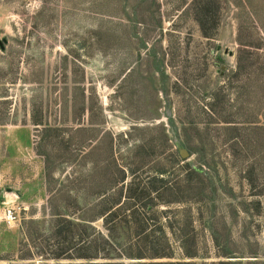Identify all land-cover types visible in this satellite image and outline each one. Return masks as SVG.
<instances>
[{
    "label": "rangeland",
    "instance_id": "374dc122",
    "mask_svg": "<svg viewBox=\"0 0 264 264\" xmlns=\"http://www.w3.org/2000/svg\"><path fill=\"white\" fill-rule=\"evenodd\" d=\"M187 145L189 223L156 191ZM56 213L72 255L264 264V0H0V263H51Z\"/></svg>",
    "mask_w": 264,
    "mask_h": 264
},
{
    "label": "trees",
    "instance_id": "16d2710c",
    "mask_svg": "<svg viewBox=\"0 0 264 264\" xmlns=\"http://www.w3.org/2000/svg\"><path fill=\"white\" fill-rule=\"evenodd\" d=\"M204 36H208L207 33H203ZM237 71V70H236ZM207 111L210 112L211 115H215V112L208 109ZM221 122H227L230 123L231 121H221ZM190 128L195 129L196 131L199 130V123H190ZM226 128H232L235 130L234 127H226ZM194 146V147H193ZM190 146L187 145L185 146L187 148V151L191 154L193 152V148L198 149L199 148V152L195 151L193 153H195V155H197V159L199 160H203L202 162H198V165H192L188 162H186L184 164V168H185V174L184 177L177 179L176 181H174L173 183L170 184H163L162 181V175L163 172L162 171H158V173L160 174L158 181H160L161 183L159 184V186L156 188L157 194L158 196H162L166 193H169L171 196L170 201H163L164 203H171V204H182V205H187V209L183 210L189 212V206L192 203H200L202 201L205 200V197L208 195L207 193H205V187H204V181L206 179V170L204 168L208 167V159L207 157L202 153V147H198V146ZM198 147V148H197ZM200 151L201 154L200 155ZM210 194H213V192H211ZM162 199V198H161ZM179 204V205H180ZM105 209V208H104ZM104 209H102V211H104ZM121 209V208H119ZM178 209V208H177ZM175 210V212H179L178 210ZM173 215V218L176 217L178 220H180V217L178 215ZM133 214L136 213V211H132ZM188 215H186V222L189 223V220L192 221L193 217L191 215H189V213H187ZM55 216H58V219H55L56 224L54 225L55 227H57V231L52 232L49 236H46V239L52 240V243L50 244L49 242H47V246L46 248L43 247L44 250L40 251L41 253H38L39 256L41 257V259H52L53 261L51 263H47V264H123L121 261L118 260H97L100 259L102 257H107L108 255L106 254H98L97 249L95 250V253H91V254H85L83 252H85V250H89V248L91 249V244L89 241H86L82 238L81 234H78V240L72 245V248H75V244H76V250H78L80 253L77 255H72V253H70V247H65L62 246V241H66L67 239V234H62L66 229H68V227L74 225L73 222L71 221V219L69 218V215L64 214H57ZM103 216V214H102ZM104 219V218H103ZM81 222L79 223H87V221H92L93 219H86V218H80ZM84 221V222H83ZM79 225V224H77ZM161 225V224H160ZM68 233V231H65ZM62 236L59 238H56L57 240L53 239V236ZM62 234V235H61ZM72 234V233H71ZM188 234H185L183 236H181L180 241H184L187 238ZM75 238V237H74ZM104 242H106L107 244H110L111 247H114V249H116L118 252L117 254L123 255L124 254V250L125 248L119 245V243L113 242V241H109V240H104ZM132 244V243H130ZM158 255H165L166 253H156ZM168 254V253H167ZM166 254V255H167ZM120 255H116V257L118 256V258L120 257ZM185 255L187 256H194V253L185 252ZM130 256V255H129ZM109 258V257H107ZM19 259L23 260V262H19V263H15V264H36L35 260H34V254H28V255H21L19 257ZM3 264V263H0Z\"/></svg>",
    "mask_w": 264,
    "mask_h": 264
},
{
    "label": "water",
    "instance_id": "95a60500",
    "mask_svg": "<svg viewBox=\"0 0 264 264\" xmlns=\"http://www.w3.org/2000/svg\"><path fill=\"white\" fill-rule=\"evenodd\" d=\"M181 155L183 156V157H186L187 155H188V152H187V150L186 149H181Z\"/></svg>",
    "mask_w": 264,
    "mask_h": 264
}]
</instances>
